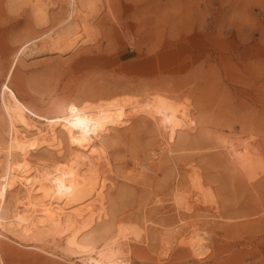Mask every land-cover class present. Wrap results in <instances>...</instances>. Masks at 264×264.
Returning <instances> with one entry per match:
<instances>
[{
  "label": "rangeland",
  "instance_id": "374dc122",
  "mask_svg": "<svg viewBox=\"0 0 264 264\" xmlns=\"http://www.w3.org/2000/svg\"><path fill=\"white\" fill-rule=\"evenodd\" d=\"M47 1L50 24L39 26L33 0H0V82L21 40L64 15V3ZM90 2L89 31L77 48L56 52L39 45L16 65L11 86L21 99L51 112L83 99L84 93L93 101L125 94L141 100L142 93L162 90L195 121L185 153L174 159L159 153V141L148 125L133 123L118 131L119 141L110 149L113 167L130 171L136 166L141 174L126 173L130 179L115 175L106 220L94 227L109 220L127 227L136 264H264V172L260 182L246 185L229 178L218 154L222 135L246 138L264 163V0ZM188 162L214 199L189 213L172 197L176 187L193 191L186 184ZM154 196L160 199L156 203ZM194 219L205 231L202 258L182 241L188 233L180 222ZM163 228L170 242L159 239ZM99 245L100 237L95 247ZM44 247L53 248L50 243ZM58 249L60 258L49 257L3 239L1 257L4 264H70L68 258L81 264Z\"/></svg>",
  "mask_w": 264,
  "mask_h": 264
},
{
  "label": "bare ground",
  "instance_id": "6f19581e",
  "mask_svg": "<svg viewBox=\"0 0 264 264\" xmlns=\"http://www.w3.org/2000/svg\"><path fill=\"white\" fill-rule=\"evenodd\" d=\"M33 1L38 25L50 24V1ZM60 1L66 5L64 15L39 34L21 40L0 82V264H4L3 239L49 257L60 258L59 248L63 257L74 258L81 264H136L130 257L133 250L127 243V227L117 225L114 220L94 227L108 215L105 204L112 201L115 175L130 179L128 173L141 174L136 166L130 171L114 168L110 149L119 141L120 129L138 123L148 125L154 133L159 153L174 159L185 153L187 136L195 121L175 98L167 95L169 92L162 90L149 95L142 93L141 100L125 94L93 101L84 93L83 99L70 100L51 112L24 102L11 86L13 71L21 58L39 45L51 46L56 52L72 50L89 31L90 0ZM219 139L222 150L218 154L229 178L246 185L258 182L264 163L253 142L223 135ZM41 151L45 154L35 157ZM186 166V184H191L193 191L189 186L176 187L172 197L177 206L189 213L196 205L214 199L213 193L205 192L197 168L191 162ZM152 200L156 203L160 199L154 196ZM180 223L188 233L183 245L193 256L202 258L206 240L205 231L198 227L200 222L194 219ZM166 231L164 228L159 231L162 243L170 242ZM99 237L100 245L95 247ZM46 243L53 246L52 250H46ZM66 261L77 264L69 258Z\"/></svg>",
  "mask_w": 264,
  "mask_h": 264
}]
</instances>
